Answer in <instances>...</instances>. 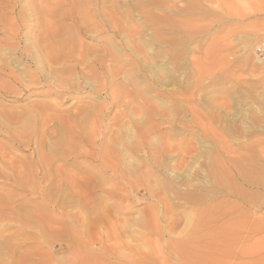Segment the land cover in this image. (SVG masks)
<instances>
[{
    "label": "rangeland",
    "instance_id": "1",
    "mask_svg": "<svg viewBox=\"0 0 264 264\" xmlns=\"http://www.w3.org/2000/svg\"><path fill=\"white\" fill-rule=\"evenodd\" d=\"M88 1L84 6L91 8V13L100 11V15L90 21L93 25L83 28L78 39L99 53L107 48L113 51L109 69L116 75L117 87H131V96L111 103L114 85L108 84L107 75L90 81L89 86L78 75L68 81L67 92L56 91L55 81L28 56L30 49L24 48L26 56L21 47L19 53L8 55L5 47L0 48V72L6 65L13 70V78L7 75L11 73L7 67L0 73L1 168L10 161H16L21 169L30 167L38 175L36 184L44 188L49 182L39 178V159L48 156L52 144L60 141L58 132L66 121L76 123L84 116L85 107H96L100 112L91 115L89 141L81 143L75 155L57 152L52 167L46 169L51 175L55 169L81 175L74 187L82 200L88 197L86 200L96 205L84 227L79 222L72 224L82 229L77 251L86 258H80L78 264L84 259L91 264H264V0ZM17 3L14 11L8 7L5 15L23 13L16 22L19 36L12 40L22 46L25 39L39 37L26 34L28 27L39 26L28 18V9L40 0ZM117 14L118 22L113 19ZM151 20L160 23V37L155 36ZM125 29L137 32L127 36ZM5 39L0 35V42ZM121 63L125 66L119 70ZM59 91L65 96L57 95ZM21 138L27 141L25 145ZM104 147L110 151L107 160L115 166L114 173L100 165ZM7 158H11L9 162ZM78 163L89 171L75 170L73 165ZM14 186L0 179V194L14 196L11 204L15 208L27 203L32 207L43 200L38 193L21 195ZM63 188L67 195L69 185ZM66 207L50 209V213L72 222V214L79 210ZM97 211L99 215L105 212L107 221L94 222ZM202 216L208 221L199 223ZM218 225L220 232H215L213 240L209 234H214ZM0 229L2 238L22 242L17 227L1 225ZM206 231L212 232L207 236Z\"/></svg>",
    "mask_w": 264,
    "mask_h": 264
},
{
    "label": "bare ground",
    "instance_id": "2",
    "mask_svg": "<svg viewBox=\"0 0 264 264\" xmlns=\"http://www.w3.org/2000/svg\"><path fill=\"white\" fill-rule=\"evenodd\" d=\"M17 2H16V0H0V35H3L6 38L5 39L6 42L1 40L2 42H0V45H1L0 48H4L5 47L4 50L6 52L5 53L6 55H8V54H10V53H12L14 51H17L18 52L19 51V47H21V50L23 49L21 52H23L25 54L28 51H26V49H24V48L26 47L27 50L30 49L29 54L27 53L28 56H30V58H32V61H34L36 64H38V68L39 69H41L44 73H46L49 76V78H51L52 80L55 81V83H56V84L54 83V86L56 87L55 90L57 89V90H62V92L63 91L67 92V90H68V87L67 86H69L68 81L69 80L77 79V76L78 75L79 76H83L86 79L85 82H86V84H88V86L90 84V81H93L94 79H97L98 77H100V78L105 77V75H107V77H108L107 80H110L109 81L110 83H108V84L109 85H114V86H112L113 88L111 87L113 89V91H112V89H110V93L112 91V93L110 95V97H112L111 98L112 99L111 100V103L112 102H115V103L117 102L118 103L119 100H121L123 97H130L131 96V90H129L131 87L129 89L126 88V87H125L126 89L123 88V87H121V88L120 87H117V84H116V81H115V76L116 75H115L114 71L112 72V70L109 69V68H111L110 66H111V63L113 61V59H112V57H113V51L111 49L107 48L103 53L102 52L99 53L98 50H96V51L95 50H92L91 48H89L88 46H86L85 44H83L79 40L80 39L79 38V35H80L81 31H84L83 28L85 29V27H86V29H87L88 23H91L92 22L91 20L92 19L94 20V17L96 15H100L99 14L100 11L98 12V10L97 11L95 10L93 13H91V11L88 10V9L92 10L91 8L88 7V9H87V5H85L86 6V8H85L84 3L86 2V4H87L89 2L88 0H86V1L85 0H40V4H35L36 6L28 9V12H29L28 18L30 20H33L36 23H38L39 26H37V27H33V26L32 27H28L27 26L28 27L27 28V34L24 31L25 34H26V36H28V35H35V33H36L37 35H39V37L37 39H34V40H27V39H25L24 42H21V43H23V44H21L22 46H20L19 43L14 44L13 41L19 36L20 30L17 27L18 24H16V22H17V20L23 18V15H22L23 13L21 11H18L16 13V11H15V14H13L14 16L6 17V15H5V10L8 7L11 9V11H14ZM105 4H107V2ZM83 6H84V9H83ZM23 9H25V8H23ZM104 14L106 15L107 12L104 13ZM105 15H102V16L104 17ZM108 16H110L109 19L112 20L111 14L108 13ZM113 19H116V21L119 20L118 14L115 15ZM106 20H105V22H106ZM23 21L25 23L26 20H22V22ZM21 25H24V24H21ZM150 25H151V28L153 29V32H154L155 36L160 37L161 36V30H162V27L160 26V23H157V21L151 20L150 21ZM91 27H92L91 29H94L93 27L96 28V26H91ZM91 31H93V30H90V32ZM96 31H97V29H96ZM124 32H125V34L127 36L128 35L129 36H132L134 33L137 32V29L135 31H132L131 29H125ZM167 37H168V35H167ZM19 39L21 40V38H19ZM3 40H4V38H3ZM138 51L141 52L140 49ZM149 51H151V50H149ZM27 54H26V56H27ZM23 57H25V56H23ZM25 58H28V57H25ZM15 59H16V57H15ZM114 60H115V62H117L115 58H114ZM121 64H123V65H121ZM121 64H120L121 66H118L119 67V70H122L123 67L125 66L124 63H121ZM127 65H130L129 62H128ZM6 67H7V65H6ZM5 68H4V70L1 69V71H4L5 72ZM7 68L9 69V67H7ZM9 70H10L9 72H11L10 74H12L13 70L11 68ZM38 71H40V70H38ZM0 73H2V72H0ZM6 73H5V76H6ZM10 74H7V75H9V77H12L13 78V74H12V76H10ZM28 74H29V71H28ZM30 74H29V76H32ZM29 76H27V77L29 78ZM22 77H18V78L21 79ZM32 77H36L35 74H33ZM32 77H30V78H32ZM37 77H38V75H37ZM14 78H16V77L14 76ZM41 79L42 78H40V80ZM7 80H9V79H7ZM30 80L32 81V79H30ZM33 80H35V79H33ZM13 81H14V79H13ZM17 81H19V79ZM21 81H23V79ZM38 81H39V79H38ZM27 84H29V83H27ZM36 84L39 85V83H36ZM1 85H3V82H2ZM4 86H6V85H4ZM23 87H24V84H23ZM25 87L28 88V87H31V86L30 85H26ZM133 87H132V90L134 91V88ZM104 88H105V86H104ZM10 89H9V91H10ZM21 89H19V90H21ZM101 89H102V85H101ZM13 90L14 89H12L11 91H13ZM123 90H124V92H123ZM62 92L59 91L57 93V95H59V93H62ZM9 93H12V92H9ZM64 94H66V93H64ZM59 96H65V95H59ZM54 106H55V104H54ZM49 108H51V107L49 106ZM106 108L107 107L105 106V110H106ZM42 109H44V108H42ZM51 109H53V108H51ZM48 111H51V110H48ZM99 112H100V109H97L96 107H91V106L88 107V108L85 107V109L83 110V115L84 116H81V114H80V116L82 118H80V120L78 119L79 121H77L75 123L74 122L75 120L74 121H70V119H69V121H66V123L64 124V126H62L59 129V132L58 133H60L59 135L61 136V139H60V141L58 139V141H59L58 143L52 144L51 149L48 148L49 146L47 147L50 150V154L48 156H46V154L42 151L45 155L42 156V157L40 156L41 158L39 157L40 159H39L38 167L41 169V172H42L41 173V176H39V178L41 180H45V182L46 181L49 182L48 184L45 185L44 188H42L41 186L39 187V185L36 184V178H38V175L34 171H32L30 169V167H29V169H21L23 167L21 165L19 166V165L15 164L16 161L15 162H13V161H10L9 162V160L11 158H9V159L7 158L9 163H7V165L5 166L4 169L1 168V165H0V179H3L5 182L10 183L11 185H15L13 188L16 189V190L21 191V195L23 193L26 196H31V195H35V194L38 193V195L40 194L41 197H42V199H43L40 203H37V204H35L32 207L27 203L26 205H21L20 207L15 208L14 207L15 205L12 206L13 204H11L12 199H13L14 196H12L10 194H2L3 192L0 194V227H1V225L3 226V228L4 227L5 228H8V227H17V230H16V233H18L17 236H20V237L23 238L22 242H21V239H20V243H18V241L16 239H13V237L12 238H2L1 237L2 230L0 229V264H71V263L72 264H78V262H79V260L81 258L79 252L77 251V249L79 248V244H80V243H78V241H79L78 239L80 237V234H81L82 229H81V231L80 230H77L76 227H74V225H72V224L73 223H76V222H79L81 224V226H83L85 222H87V221L90 220V219L88 220V218H89L90 215H92L91 214L92 211L93 210H96V207H95L96 205L93 204L94 202L91 203L88 200H86V198H88V197H86L85 199H83L85 201L86 205L83 204L84 202L82 200V196L76 190L77 188L74 187V184L76 182L78 183V180H79V178H76V177H78V176L81 177V175L78 174V176H76L75 171L73 173H70V174L67 175L65 173V171H64L65 169L62 170V171L55 169V171H52V172H54V174L51 175V171L46 170V169H50L52 167L51 164H52L53 158H54V156H55V154L57 152H60V154L65 153L68 156L75 155V153L78 152V150L80 149L81 143H84L85 141L88 140L87 137H86V136L89 135V133H87V129H88L89 126H91L93 124V123H91L92 122L91 115L94 114V115L97 116L98 115L97 113H99ZM0 114H1V111H0ZM23 115H25V114H23ZM61 115H63V114H61ZM73 115H75V113ZM33 116H34V114H33ZM25 117H26V115H25ZM63 117H65V116L63 115ZM8 118H10V117H8ZM26 118H25V120L27 121L28 119H26ZM39 118H40V116H39ZM52 118L53 119H56L54 117H52ZM29 119H30V117H29ZM42 120H45V119L42 118ZM42 120H40V121L42 122ZM26 121H25V124H26ZM56 121H57V119H56ZM1 122H2V120H1ZM10 122H12V121H10ZM59 122H61V120ZM31 124L28 123V125H31ZM43 124L46 125L45 123H43ZM60 124L61 123H59V125ZM1 127H2V125H1ZM53 127L50 126V128L49 127L48 128L49 129H52ZM20 128H21V126H20ZM93 128H95V125L93 126ZM54 129H55V127H54ZM56 129H58V127ZM4 130H6V128ZM40 130H41L40 131V134H41V132L43 131V129H40ZM55 131H57V130H55ZM12 132H14V131H12ZM15 133H17V132H15ZM22 133L23 132H21V134ZM19 135H16V136H19ZM50 135H51V133H50ZM7 136H8V134H7ZM70 136H72L73 139ZM20 137L21 136H19L18 138H20ZM47 137H48V135H47ZM92 138H91V142L93 141ZM26 139H24V140H26ZM89 139H90V137H89ZM16 140H18V139H16ZM22 141H23V139L20 142H22ZM23 142H22L23 145H25L27 141L26 142L23 141ZM55 142H57V140ZM33 143H35L34 142V139H33ZM52 143H53V141H52ZM40 146H41V144H40ZM101 146H100V148H101ZM34 147H35V145H34ZM91 147H93L95 149L96 146L94 147L93 145H91ZM93 148H91V149H93ZM40 150L41 149L39 148V151ZM43 150H45V149H43ZM84 150H85V148L83 149V151ZM2 152H3V150H2ZM61 152H63V153H61ZM82 152H80V153H82ZM94 153H96V152L94 151ZM3 154H5V153H3ZM7 154H9V153L7 152ZM0 155H2V154L0 153ZM83 155L88 156V158L91 156V155H89L87 153H84ZM109 155H110V151H109L108 147H104L102 149L101 155H100L101 156V159H102L101 160L102 162H100L101 163L100 165L102 166V168L106 172L109 169H113V173H114L115 166L113 164H111V162L109 160H107L108 157H109ZM37 156H39V155H37ZM6 157H4V158H6ZM92 158H95V157L93 156ZM2 159H3V157H2ZM81 159H79V160H81ZM111 159H113V158H111ZM16 160L18 161V159H16ZM84 160H85V158H84ZM79 163H81V161H79ZM79 163H78V165L77 164L76 165H73L72 164L73 165V168L75 170H77V171L78 170H83V171L85 170V172H88L89 171L88 168L87 169L86 168L84 169L83 168V165H81ZM84 163L85 164H88L86 162H84ZM85 164H84V167H85ZM90 173H91V171L89 172V174ZM90 175L92 176V173ZM41 180H39V181H41ZM95 181H98V179H95ZM42 183L43 182H41V184ZM83 183L85 184V182H83ZM103 184H104V182H103ZM67 185H69V187H70L69 188L70 192L67 193V195H63V193H62L63 190H64L63 187H65ZM97 188L95 189V191H97ZM89 190H90V188L85 193V196L87 195V193H89ZM91 191L94 192V190H91ZM65 192H67V191H65ZM18 195H19V193H18ZM21 195H20V197H21ZM101 195H103L102 192H101ZM107 195H109V194H107ZM16 197H17V195H16ZM107 197H109V196H107ZM102 199H103V197H102ZM89 200H90V198H89ZM66 204H68V207L69 208H71V209H73L75 211L77 209L79 210V211H76V212H74L72 214V220H71L72 222H68V221L64 220L63 218H55L56 216L54 215V217H53L51 215V213H50L51 212L50 209H58V210H60V209L61 210L67 209V207L66 208H63L64 206H66ZM80 205H81V208H79ZM107 206H109V205L107 204ZM110 209H111V205H110ZM100 211L103 212V210H101V208H100ZM108 212H109V210H108ZM97 213H99V212L97 211V212H95L93 214V215H96V217L94 219V222H96L98 220L107 221L105 212L103 213V215H102V213L100 215L97 214ZM210 215H211V213H210ZM207 218L208 217H206V216H202V218L199 219L198 222L199 223H204V222L208 221L209 218L208 219ZM218 219H220V218H218ZM98 222H100V221H98ZM90 223H91V221L89 222V224ZM60 225H64V227H60ZM77 226H78V224H77ZM93 226L94 225H92L91 227H93ZM109 229H111V228H109ZM98 231L99 230H97L95 232L97 233ZM107 231L109 232V230H107ZM212 231H210V232H212ZM206 232L207 233H205V234L208 236V232L209 231H206ZM215 232H217V233L220 232V226L219 225L214 228V234H212L213 232L211 234H209V236L211 235L213 237V240H214V236L217 234ZM69 233H72V234L70 235ZM194 234H197V233H194ZM91 236H93V235L91 234ZM67 238H69V241H67ZM90 241H91V239H90ZM216 241H218V240H216ZM49 243H50V245H49ZM91 243H93V242H90L88 244L90 245ZM85 244L87 245V243H85ZM198 245H197V247L201 246V245H199V246ZM195 247H196V245H195ZM200 248H205V246H202ZM89 255L91 256V253ZM84 257L82 256L81 259H83ZM84 260H86V259H84ZM84 260H82L83 263H81V264H91V263H85ZM97 260H98V258H97ZM99 263H101V262H99Z\"/></svg>",
    "mask_w": 264,
    "mask_h": 264
}]
</instances>
